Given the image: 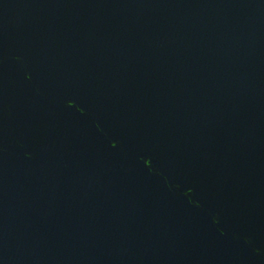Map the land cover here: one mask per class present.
Wrapping results in <instances>:
<instances>
[{
	"label": "water",
	"instance_id": "obj_1",
	"mask_svg": "<svg viewBox=\"0 0 264 264\" xmlns=\"http://www.w3.org/2000/svg\"><path fill=\"white\" fill-rule=\"evenodd\" d=\"M0 264H264V0H0Z\"/></svg>",
	"mask_w": 264,
	"mask_h": 264
}]
</instances>
